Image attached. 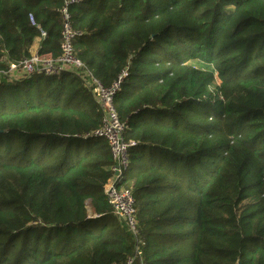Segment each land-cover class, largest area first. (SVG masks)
Masks as SVG:
<instances>
[{
	"label": "trees",
	"instance_id": "obj_1",
	"mask_svg": "<svg viewBox=\"0 0 264 264\" xmlns=\"http://www.w3.org/2000/svg\"><path fill=\"white\" fill-rule=\"evenodd\" d=\"M64 4L0 0V71L41 30L37 51L58 56ZM67 9L90 73L109 86L125 71L114 104L132 144L117 185L134 196L142 264H264V0ZM101 117L72 72L0 82V264L134 255L103 194L113 159L93 135Z\"/></svg>",
	"mask_w": 264,
	"mask_h": 264
},
{
	"label": "built area",
	"instance_id": "obj_2",
	"mask_svg": "<svg viewBox=\"0 0 264 264\" xmlns=\"http://www.w3.org/2000/svg\"><path fill=\"white\" fill-rule=\"evenodd\" d=\"M70 1L65 0V4L61 8L63 23L60 32V53L58 56L53 57L47 52L39 53L37 49L31 50L28 58H24L17 63H10L7 71H0V81H2L1 78L3 77L9 78V80H18L20 77H31L34 75L56 76L62 72H72L81 80L83 86L88 89L102 111L100 126L93 132V135L106 140L113 159V165L111 166L113 175L104 184L103 194L111 207L112 214L123 223L135 242L134 255L127 259L126 264H134L135 260L142 264L140 241L136 239L137 218L134 196L131 190L117 185L128 166L127 149L132 144V142H127L123 138L125 124L119 119L114 104V97L120 88L125 71L121 70L117 78L109 86H105L90 73L85 64L75 55L73 40L76 33L71 26L67 9V4ZM28 18L31 24H35L31 14H29ZM44 36L45 32L41 30L37 39L40 40Z\"/></svg>",
	"mask_w": 264,
	"mask_h": 264
},
{
	"label": "rangeland",
	"instance_id": "obj_3",
	"mask_svg": "<svg viewBox=\"0 0 264 264\" xmlns=\"http://www.w3.org/2000/svg\"><path fill=\"white\" fill-rule=\"evenodd\" d=\"M2 79V81L4 80V81H7L9 78H1ZM1 82V81H0ZM51 103H53L54 101H55V96L54 95H51ZM65 101V98L64 97H62V98H60V103H62V102H64ZM88 211H89V209H88ZM89 213H90V211H89Z\"/></svg>",
	"mask_w": 264,
	"mask_h": 264
},
{
	"label": "crops",
	"instance_id": "obj_4",
	"mask_svg": "<svg viewBox=\"0 0 264 264\" xmlns=\"http://www.w3.org/2000/svg\"><path fill=\"white\" fill-rule=\"evenodd\" d=\"M37 42H38V39L35 40V43L32 45L31 50L37 49Z\"/></svg>",
	"mask_w": 264,
	"mask_h": 264
}]
</instances>
